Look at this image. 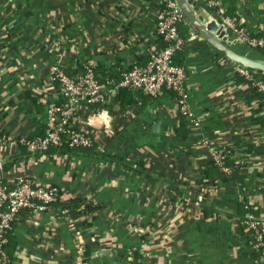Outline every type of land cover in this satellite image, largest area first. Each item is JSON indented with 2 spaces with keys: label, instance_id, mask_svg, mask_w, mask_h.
<instances>
[{
  "label": "crops",
  "instance_id": "crops-1",
  "mask_svg": "<svg viewBox=\"0 0 264 264\" xmlns=\"http://www.w3.org/2000/svg\"><path fill=\"white\" fill-rule=\"evenodd\" d=\"M217 1L209 8L194 0L192 8L206 21L238 17L250 34L264 29V0ZM157 10L154 0H0V132L12 137L0 157L6 168L20 167L19 175L62 189L61 201L81 195L101 208L93 219L54 204L36 216L21 211L7 233L10 264H264V250L252 249L238 225L246 215H264V99L249 98L250 86L238 83L233 66H218V53L186 20L175 60L198 129L180 115L174 93L134 94L128 107L112 104L115 93L105 108L110 125L100 128L107 139L84 152L36 155L30 163L14 140L39 136L46 104L59 100L49 82L53 64L74 77L91 62L95 75L110 76L102 82L144 66L145 49L163 46L154 34ZM76 124L91 129L81 114ZM202 141L235 145L239 161L229 159L235 174L204 195L201 167L211 159Z\"/></svg>",
  "mask_w": 264,
  "mask_h": 264
},
{
  "label": "built area",
  "instance_id": "built-area-1",
  "mask_svg": "<svg viewBox=\"0 0 264 264\" xmlns=\"http://www.w3.org/2000/svg\"><path fill=\"white\" fill-rule=\"evenodd\" d=\"M209 8L217 7V0H205ZM158 6L154 23V34L163 44L158 48L149 46L145 49L146 63L144 66L132 65L126 68L120 75L118 83H99L93 73V64L89 62L84 66V71L74 77L68 76L59 63L51 66L49 71L50 85H56L58 95L65 100L59 104L58 101L46 104L45 131L42 137L32 140H19L30 155V160L36 155L61 159L59 152L49 153V148H60L67 145L69 149L91 148L94 142L83 133H80L69 126L72 115L81 107L103 104L109 96L115 94L118 88H131L139 90L144 95L157 97L162 92L168 91L176 95L178 100L179 113L185 118L189 128L196 130L199 121L190 112L187 105V94L185 92V72L180 66L173 63V57L183 47V39L178 34V25L185 21V18L174 0H154ZM217 21L223 26L227 40L240 50L257 53L264 49V29L256 30L253 33L245 31L242 21L238 17H223ZM232 74L242 78L247 83L245 86L255 87L264 95V82L256 81L252 72L234 64ZM44 90L41 91V94ZM43 97V95H41ZM111 118V117H110ZM109 113L101 109L92 113L87 118V125L92 130L100 131L102 127L110 125ZM9 141L0 137V152L5 151ZM207 147L211 163L218 166L224 173H229V168L224 166L221 149L212 148L207 141H202ZM5 146V147H4ZM104 151L101 149L100 154ZM235 165L239 164L236 157L231 156ZM27 166V165H26ZM20 167L11 165L6 168V163L0 157V264H10V259L3 249L6 242V235L17 220L19 213L27 210L34 216L44 212L50 205L63 200V190L52 185H43L32 181L28 176L18 174ZM13 175V176H12ZM214 190L210 184L208 190L200 194H208ZM197 206L196 210H201ZM66 220H69L66 217ZM242 224L253 235L250 247L254 250H264V215H248L243 219ZM77 240V239H76ZM81 240L77 242L81 244Z\"/></svg>",
  "mask_w": 264,
  "mask_h": 264
},
{
  "label": "trees",
  "instance_id": "trees-1",
  "mask_svg": "<svg viewBox=\"0 0 264 264\" xmlns=\"http://www.w3.org/2000/svg\"><path fill=\"white\" fill-rule=\"evenodd\" d=\"M225 16V15H224ZM232 18V17H231ZM180 51H177L173 57V63L177 66H180L178 63L179 62H176V54L179 53ZM258 55L260 56H263L264 57V49L262 50H258ZM218 56L220 59L223 60V63H218ZM218 56H216V58L214 59L216 61V63L218 64L219 67L223 66L225 67L226 65L227 66H234L233 63L229 62L228 60L220 57V55L218 54ZM100 66H98L99 68ZM181 67V66H180ZM93 66L92 70H93V73L95 71L96 73V70L97 68H95ZM84 71V68L83 70L81 71V73ZM123 72V71H122ZM121 72V73H122ZM121 75V74H120ZM95 79L97 80V82L99 83H118V82H115L117 78H110L111 80H107L109 82H102L104 81V79H109L110 76H108V74H105L104 72L101 73L100 76H97L95 75ZM252 76L254 77V79L256 81H262L264 82V74H259V73H253L252 72ZM114 81H113V80ZM120 79V78H119ZM238 79V83L239 84H246L247 82L245 80H243L242 78H237ZM53 88H55V90L57 91L56 89V85H52ZM172 93V92H171ZM137 95V96H145V97H150V96H147V95H144L143 93H141L139 90H135V89H131V88H118L117 89V92H116V95H115V98H114V101L112 102V104H115L117 103L120 107H128L130 105H134L135 104V101L131 98L132 95ZM249 98H256V99H259V100H262L264 99V95L260 92H258L255 87L253 86H250L249 87ZM150 98H153V97H150ZM65 100H63L60 96H59V101L58 103L59 104H62L64 103ZM112 106V105H111ZM110 108H113L111 107ZM109 107V101L106 100L105 103L103 104H96V105H91L90 107H81L79 110H77L73 115L72 117L70 118V121H69V126L71 129H74L80 133H83L85 136H87L90 140H92V142H95L97 143L99 141V139L103 140V139H107V136L102 133V132H98V131H94L92 129H89L87 130L86 128L83 129V130H80L78 127H77V124H76V117L81 114L82 117H84L85 119L88 118V116L92 113H96L98 111H100L101 109H105V108H108ZM106 110V109H105ZM181 115V114H180ZM182 116V115H181ZM183 117V116H182ZM184 118V117H183ZM45 126V125H44ZM44 131H45V127L43 128L41 134L39 136H35V137H32V138H16L14 139L18 144H19V140L21 139H25V140H32V139H36L38 137H42L44 135ZM5 136V138L7 140H11L12 137H10L9 135H5V134H2V132H0V136ZM234 138V137H233ZM20 145V144H19ZM22 148L24 146L20 145ZM235 147V145H233ZM233 146L232 145H225V146H222L221 147V151H222V154L225 155V158L223 159L224 161V166H227L229 168V173H224L218 166H216L215 164L213 163H204V165L201 167V170L204 174V181H203V184H202V188L203 190L207 191L208 190V187L210 184H215V182L217 180H221L223 182H228L227 180H230L231 179V175L233 174L232 171L233 169L230 167V165L228 166V161L229 159H232L231 156H233ZM92 148V147H91ZM86 149V148H76V149H69L67 147V145H62L60 148H49L48 149V152L49 153H53V152H59V153H65V154H70L72 155L73 153H77V151H80V152H84L83 150ZM87 149H90V148H87ZM104 151V150H103ZM105 153V151H104ZM233 160V159H232ZM214 169L217 171L216 175H215V179L214 178H210V172L211 170ZM213 171V170H212ZM235 174V173H234ZM233 174V175H234ZM236 176V175H235ZM198 193V191L196 189H193L191 191V193L187 194V202L189 204H192L194 203V200H195V195ZM54 205H56V207H59L62 211L65 212V214H69L71 215L72 217L74 216H84L85 219H88L89 217H95V214L99 211V209H101L99 207V205L95 204L91 198H85V197H81V195H76L74 198H72L70 201H67V202H64V201H61V200H58L57 202L53 203ZM203 209V208H201ZM250 213V212H247V214ZM202 214L207 216L206 212H205V209L202 211ZM251 214V213H250ZM254 214V213H253ZM255 215V214H254ZM246 216H244V218H246ZM240 219L238 220V225H239V229H240V232L243 234L244 236V239L247 241V243L250 245L251 242L253 241V235L250 231L247 230L246 226L242 224V221L243 219ZM85 222H87L85 220ZM90 222L86 223L85 225L87 226H90ZM6 238H7V235H6ZM80 246H82V243L80 244ZM84 247V245L82 246V248ZM3 249L4 251L6 252V249H7V246H6V242L5 244L3 245ZM84 251V249H83ZM86 253V249L84 251ZM7 253V252H6Z\"/></svg>",
  "mask_w": 264,
  "mask_h": 264
},
{
  "label": "water",
  "instance_id": "water-1",
  "mask_svg": "<svg viewBox=\"0 0 264 264\" xmlns=\"http://www.w3.org/2000/svg\"><path fill=\"white\" fill-rule=\"evenodd\" d=\"M174 2L190 24L193 33L205 41L216 53L241 68L253 73L264 74V57L257 53L236 49L227 40L222 25L214 19L206 21L204 16L195 14L192 8L194 0H174Z\"/></svg>",
  "mask_w": 264,
  "mask_h": 264
},
{
  "label": "rangeland",
  "instance_id": "rangeland-1",
  "mask_svg": "<svg viewBox=\"0 0 264 264\" xmlns=\"http://www.w3.org/2000/svg\"><path fill=\"white\" fill-rule=\"evenodd\" d=\"M235 48H237V47H235Z\"/></svg>",
  "mask_w": 264,
  "mask_h": 264
}]
</instances>
